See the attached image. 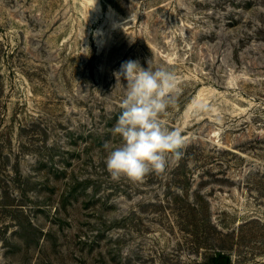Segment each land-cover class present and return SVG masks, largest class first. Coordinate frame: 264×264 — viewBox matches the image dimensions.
<instances>
[{"label": "rangeland", "instance_id": "obj_1", "mask_svg": "<svg viewBox=\"0 0 264 264\" xmlns=\"http://www.w3.org/2000/svg\"><path fill=\"white\" fill-rule=\"evenodd\" d=\"M129 59L175 73L186 142L139 182L104 163ZM214 253L264 264V0H0V264Z\"/></svg>", "mask_w": 264, "mask_h": 264}, {"label": "clouds", "instance_id": "obj_2", "mask_svg": "<svg viewBox=\"0 0 264 264\" xmlns=\"http://www.w3.org/2000/svg\"><path fill=\"white\" fill-rule=\"evenodd\" d=\"M117 84L126 80L121 113L112 128L119 143L111 147L104 163L114 181L122 177L139 182L150 173H162L183 156L185 140L179 129H169L161 118L175 102L176 75L163 68L123 62L115 73ZM106 147H108L106 145Z\"/></svg>", "mask_w": 264, "mask_h": 264}, {"label": "trees", "instance_id": "obj_3", "mask_svg": "<svg viewBox=\"0 0 264 264\" xmlns=\"http://www.w3.org/2000/svg\"><path fill=\"white\" fill-rule=\"evenodd\" d=\"M210 262L208 264H223V261L225 260H229L230 258L227 256H223V254H219V253H214L213 255L210 256L209 258Z\"/></svg>", "mask_w": 264, "mask_h": 264}, {"label": "water", "instance_id": "obj_4", "mask_svg": "<svg viewBox=\"0 0 264 264\" xmlns=\"http://www.w3.org/2000/svg\"><path fill=\"white\" fill-rule=\"evenodd\" d=\"M224 264H227V260H225V263Z\"/></svg>", "mask_w": 264, "mask_h": 264}]
</instances>
